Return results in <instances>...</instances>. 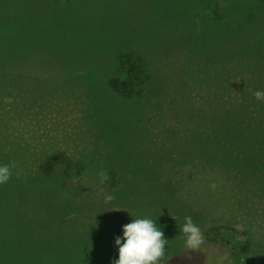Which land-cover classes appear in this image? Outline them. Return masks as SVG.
Here are the masks:
<instances>
[{
  "label": "rangeland",
  "instance_id": "rangeland-1",
  "mask_svg": "<svg viewBox=\"0 0 264 264\" xmlns=\"http://www.w3.org/2000/svg\"><path fill=\"white\" fill-rule=\"evenodd\" d=\"M60 1L63 0H0V71H6L1 76H20L21 79L18 83L14 78L15 81L7 85L0 81V164L14 161L11 170L16 177L21 167L34 166L36 183L46 178L54 181L62 174V166L53 168L50 174L38 171L47 153L63 151L79 158L86 145L91 147L95 134L103 135L100 142L103 146L123 145V149H116L120 158L116 162L108 159L106 168L113 163L131 161V187L123 191L116 189L115 196L127 195L128 200L136 201L125 203V208L111 202L115 208L112 213L105 214L109 216L103 220L61 218L57 221L59 224H54L57 219L50 218L48 226L42 219L43 216L48 218L49 194L44 197L47 194L44 188L35 189L34 216L19 222L15 243H7L3 221H0V264H112L118 258L114 239L122 234V225L131 222L133 216L153 218L167 213L190 199L198 200L196 203L202 204L207 211H213L217 205L225 210L233 208L240 213L242 222L235 226L237 233L232 239L242 240V232L250 229L248 236L264 246V205L257 204L251 219L246 212V216L243 215L240 203L241 199L249 198L258 201L252 197L256 187L250 184L252 191L242 195L239 190L231 189L232 183L227 184L232 164L253 162L255 158L242 156L235 148L230 150L231 154L218 155L219 162L225 166L218 176H211L220 179L222 196L220 189L210 187L208 180L201 183L204 179L193 171L188 172L190 178L184 181L174 180L176 176L172 172L171 178L166 174L163 180L174 182L173 187H163L167 195L154 191L146 194L151 183L162 179V175H155L161 164L170 170L180 162L179 155L184 151L178 155V148L185 141L206 145L209 140L194 139L186 123L177 120L174 111L158 113L156 108L137 98L123 99L113 93L108 79L117 69L112 62L126 47H135L147 58H152L155 68L162 64L160 69L171 64L173 54L179 55V59L173 60L177 70L197 78L202 76L192 86L201 92L200 102L208 107L209 129L221 150L232 138L231 134L224 137L226 131L239 136L241 129H245L239 116L242 107L254 105L259 112H264V101H257L253 94L248 99L242 96L243 77L250 79L252 93L264 90V0H227L217 24L212 23L210 10H200L201 14L194 10L195 0H65L73 2L79 10L90 8L94 11L90 15L80 11L70 14L67 26H61L64 14L57 13ZM45 10L50 11L51 18L38 23V17ZM207 13L210 19L209 15L205 19ZM155 17L158 22L154 23ZM230 29L232 35H227L226 30ZM211 44L217 47H207ZM203 46L211 59L198 62L192 55ZM64 54L66 59L62 57ZM88 61H105L104 70H95L106 76L104 82L86 86L71 74L75 68L87 66ZM209 87L212 88L210 93ZM249 123L264 136L262 114H256ZM179 128V134L166 135ZM141 137L147 138L141 140ZM249 142H252L251 149L254 139ZM85 152L82 163L90 166L101 163L100 154L96 157ZM95 152L101 153L100 150ZM137 160H142L143 165L137 164ZM117 169L121 171L120 181L122 177L124 181L130 177L128 170ZM79 175H75L72 183L82 181L79 184L83 196L88 193L99 198L108 195L106 188H97L99 174L96 173L97 178ZM182 187L185 189L181 190ZM139 194L142 202L134 198ZM85 199L91 200L92 206L96 203L92 197L85 196ZM22 202L21 198L14 199L17 208ZM229 202L232 205L227 204ZM196 203L190 202L195 206L192 208H198ZM95 206L98 208L97 204ZM170 214L173 218L176 216L172 211ZM218 215L215 211L212 216ZM3 217L0 208V219ZM201 231L204 241L195 250L185 247L183 236L170 239L165 264H264V251L233 259L225 255L226 250L220 244L208 241L204 229ZM234 243L231 241L232 245Z\"/></svg>",
  "mask_w": 264,
  "mask_h": 264
},
{
  "label": "trees",
  "instance_id": "trees-1",
  "mask_svg": "<svg viewBox=\"0 0 264 264\" xmlns=\"http://www.w3.org/2000/svg\"><path fill=\"white\" fill-rule=\"evenodd\" d=\"M200 1L202 0L194 1V10H197L198 14H201L200 10H203L204 12H206V9L210 10L208 13H211L212 23L217 24L222 19V5L227 0H204V3L198 5ZM167 11L168 10H165V12ZM208 13L205 15V19L209 15ZM232 32L233 30L231 29L226 30L227 35H232ZM191 41L192 39L189 40V42ZM207 47L215 49L217 45L211 44L209 46L207 45ZM205 48V46H203L202 49L198 47L197 54L192 55V57L194 56L198 62H207V59H211V57L208 56ZM118 53L119 54L115 58V61L112 62L113 65H117V69L114 70V73L109 78L107 77L109 79V86L111 87L113 93L117 94L123 99L137 98L139 101L145 102L149 107L152 106L156 108L158 113H161V111H174V114L177 116L176 118H179L177 120L180 121V119H182L181 121L186 123V128L189 129L188 133H190L194 139L206 138L209 140L206 145H194L190 140L185 141V144L178 148V155L179 152L184 151L181 156L179 155L181 159L178 161L180 162L177 164V166L174 165L172 169L170 168V170L161 164L160 167L155 170V175H157V173L162 175V179H159V181L156 183H151L146 194L154 191L156 194L167 195L164 188L173 187L174 182H165L163 177H165L166 174H170L169 177L171 178V176L173 177V173L174 176H176L174 180L180 178L182 181H184L185 179L190 178L188 172L193 171L196 173V176L200 177V179H204V181L201 183L204 184V182L208 180L210 187L211 185L215 184V188L220 189L219 193L222 196L221 186L219 183L220 179L218 177L213 178L211 175L218 176L220 171L223 170L225 166V164L219 162L218 155L231 154L232 151L230 150L235 148V152L239 151L237 152L238 154L245 157L250 156L255 158V161L253 162H237L234 165L232 164V170L229 174L227 182V184L232 183V190H235V192L239 190L240 194L242 195H248L252 191L253 187H256L255 195L252 194V197L258 201L253 200L252 198L240 200L243 215L246 214L249 218L253 219L256 213V210L254 209L257 208V204H261V206L264 205V185H262L264 184V136L255 129L253 130L249 122H252V119H254L256 114H262L264 116V112H259L257 108L254 107V105L242 107L240 109L239 116L243 121L242 128L245 127V129H241V134L239 136H234L231 132L226 131L224 137H228V135L231 134L232 138L229 140L228 146L222 145L221 153V150H219L217 147V139L213 137V132L209 129L208 107L204 102H200V100H202L201 92L198 89L194 90L195 88L193 89L192 86L194 81L202 77L201 75L197 78L195 77L196 75L191 76L189 72L177 70V68L173 66V64H177L174 63L173 60L177 57H180L177 54H173L171 56L173 58L171 64L167 63L165 64L167 67L160 69V65L163 67L162 64L155 68L152 58H147L142 54L141 51L135 49V47H126L120 50ZM62 57H65V59L67 58L66 54H64ZM128 61L129 63L126 65ZM88 62L89 64L87 66L75 68V71H72L73 73L71 74H75L76 79L86 86L97 85L101 82H104L106 76H104V74L100 75V73L96 72L95 70H104L106 68L105 61L96 63H92L90 61ZM5 72L6 71H0V81L2 84H11L15 81L14 78H16V81L20 83V76H1V74ZM242 85L243 99L250 98L252 96V91L250 89H253L250 79L247 80L246 77H243ZM211 89L212 88L209 87V93L211 92ZM225 99L230 100L229 97H225ZM147 114L148 112L144 113V115L148 118ZM149 120L151 121L152 119ZM179 127L182 126L179 124ZM175 133L179 134L180 128L179 131L177 129L176 132L174 130V132L165 134L167 136H172ZM102 136L103 135L95 134V137L92 138L93 144L91 147L86 145L84 154L79 158L74 154L70 155L63 151L54 154H50L45 151V154H47L45 161L40 165V170H38L39 173L43 172L50 174L49 172H51L53 168L57 166L63 167L62 174L60 177L55 178L54 181L46 178L47 180H41L36 183V179H34L33 176L34 166L29 167L28 169L21 167L17 172L19 175H17L18 177L11 175V178L7 183L0 184L1 212L5 211L9 213V211H11L10 209L15 207L13 205L14 199L18 197L23 199V202L20 203L21 206L18 208V210L24 209L26 212L33 213L37 198L34 192L35 189L41 188H44L47 192V194H44V197L49 194V215L51 219H57L53 221L54 224H59L57 221H59L61 218H74L80 219L81 221L87 219L96 221L103 220L104 217L109 216H106L105 214L109 212L112 213L113 209L115 208L111 205V202H114L116 207L125 208V203L129 204L136 201L131 199L128 200L127 195L122 196L120 192H118L120 195L115 196L116 189L123 191L127 187H131L130 178L133 175V172L130 171L129 168L131 161L129 163L128 159L122 163H113L112 167L106 168L107 161L109 162V160L112 159V162H116V159L120 158V155H118L116 149L119 147H122L123 149V145L115 147L113 144H105L103 146V144H100L101 140L103 139ZM141 138V140H145L147 137ZM253 139L254 145L251 149H249V147L252 146V142L249 141H252ZM10 140L11 138L8 136V141ZM247 145L249 146L246 147ZM42 147L45 149L46 145L44 144ZM96 150H100L101 153L95 152ZM218 150L219 152H217ZM85 151L90 152L89 155L96 157V154H100L98 157H100L101 163L97 162L94 164V166L82 163L81 157L86 155ZM145 159H147V157ZM140 161L142 160H137L135 162H137V164L143 165ZM182 161H185V163L183 164ZM12 164H14V161ZM121 167L125 171L128 170L131 174L129 178L127 177L125 179V181L123 177L121 181L119 180V173L121 171L117 168ZM101 170L108 174V180L104 183H100V178L98 177L97 188H106L109 191L108 195L113 196V199L110 202H106V194L101 198H99L96 194H93L94 196L92 193L85 194V196L88 198L92 197L93 201L96 202L95 205L97 204L98 206V208H96L95 205L92 206L90 204L91 200L85 199V196H83L81 193V185L79 183L82 181L79 180L78 184H74L72 181L77 174H80L79 176L81 177H83L82 175L84 174L86 177L97 178L96 173L99 174ZM215 170L217 172H215ZM11 173H13L12 170ZM90 173L92 174L87 175ZM253 178L255 179V182H253ZM250 184L253 186L252 188ZM182 189H185V187H182L181 190ZM172 190L173 189H171V191ZM173 191V193H175V190ZM39 195L40 190H38V196ZM139 196L140 194L135 195L134 198H137L139 201H141L140 199L143 197ZM192 201L196 203L198 200H187V202H185L181 207H179V204H177V207L175 205V208H172V210L168 211L167 213H159V215L153 217V219L157 221L158 227H161L164 231V234L168 240L174 237L181 238V236H183V234L179 232L178 224H182L184 222L185 215H190L194 223H196L200 229H204V233L208 237L209 242L220 244L221 247L225 248V255L227 257L232 256L233 259H236V257H248L252 253L258 255L264 251V246L261 245L258 240L248 236L251 235L249 233L250 229L244 230L242 232L244 237L242 240H239L238 238L233 240L237 233L235 226H237L239 222H242V219L240 213H236L232 206V209L225 210L224 207L217 205L213 211H207L206 207H204L202 204L196 203L198 208H192L195 207L194 205H190V202ZM227 204L232 205L231 202ZM171 211L176 214L174 218L170 216ZM215 211L219 213L218 216H212ZM244 212L246 213L244 214ZM26 218L27 217L25 216L22 217L21 222H25ZM0 221H3V219H0ZM47 223L49 226V222ZM5 233L7 234V237H5L7 243L12 244L16 242L18 233H13L12 235L8 234L7 231ZM231 241L235 243L232 245ZM235 264H238V262Z\"/></svg>",
  "mask_w": 264,
  "mask_h": 264
},
{
  "label": "clouds",
  "instance_id": "clouds-1",
  "mask_svg": "<svg viewBox=\"0 0 264 264\" xmlns=\"http://www.w3.org/2000/svg\"><path fill=\"white\" fill-rule=\"evenodd\" d=\"M257 101H264V90L253 91ZM14 165L0 164V184L7 183L11 178V167ZM100 183L108 180V174L101 170ZM215 188V184L211 185ZM113 196L106 195V202H110ZM133 216V215H132ZM131 222L121 226V235L114 239L118 258L112 264H165L167 260L166 246L169 240L157 221L149 216L136 217ZM179 232L183 234L185 247L198 249L203 244L204 237L200 227L194 223L190 215L184 216V222L178 224Z\"/></svg>",
  "mask_w": 264,
  "mask_h": 264
},
{
  "label": "crops",
  "instance_id": "crops-1",
  "mask_svg": "<svg viewBox=\"0 0 264 264\" xmlns=\"http://www.w3.org/2000/svg\"><path fill=\"white\" fill-rule=\"evenodd\" d=\"M66 6H67V8H66ZM77 11L82 12V14H88V15H90L94 12L90 8H81V10H79V7H77L73 2H65V0L60 1L58 3V6H57V13L64 14V19L62 21L61 26L69 25L70 14L75 13ZM50 18H51V14H50L49 10L42 11L40 16L38 17V23L44 22V20L50 19ZM93 19L94 18H92L91 20H93ZM152 21L154 23L158 22V21H156V17ZM13 205L15 207L14 208L12 207L10 209L11 211H9V213H7L5 211L1 212V214L4 216L2 223L4 225L5 232L7 231L8 234H10V235H12L13 233H18V226H19V222H21L22 217H24V216L27 217L25 219V222H26L34 216L33 213L26 212V211H24V209L18 211V208L16 207V205L15 204H13ZM47 216H48L47 219H46V217L44 218V216H43L42 220L49 222L50 215L48 214Z\"/></svg>",
  "mask_w": 264,
  "mask_h": 264
}]
</instances>
